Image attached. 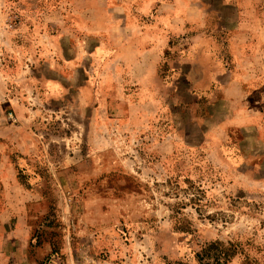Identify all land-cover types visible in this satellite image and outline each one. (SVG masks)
Wrapping results in <instances>:
<instances>
[{
	"label": "rangeland",
	"instance_id": "374dc122",
	"mask_svg": "<svg viewBox=\"0 0 264 264\" xmlns=\"http://www.w3.org/2000/svg\"><path fill=\"white\" fill-rule=\"evenodd\" d=\"M233 45L252 126L189 81ZM211 242L264 264V0H0V264H204Z\"/></svg>",
	"mask_w": 264,
	"mask_h": 264
},
{
	"label": "crops",
	"instance_id": "0c3cea01",
	"mask_svg": "<svg viewBox=\"0 0 264 264\" xmlns=\"http://www.w3.org/2000/svg\"><path fill=\"white\" fill-rule=\"evenodd\" d=\"M233 50L226 53L224 64L219 59H211V63L205 67L200 73L193 71L189 74V81L198 86H207L215 88L211 90L210 97H218V92L221 91L220 97L226 103L233 105L234 114L239 115L240 119H244L243 125L252 126L256 120V116L252 115L253 108L251 103H247L248 98L252 97V93L259 85L261 77L260 69L257 68L252 59L247 61L251 53L245 48L238 49L241 46L233 45ZM255 65V66H254ZM154 75L155 68L152 69ZM219 88V89H217ZM217 94V95H216ZM237 109V111H236ZM251 112V113H250ZM254 114V113H253ZM244 127V126H243Z\"/></svg>",
	"mask_w": 264,
	"mask_h": 264
},
{
	"label": "trees",
	"instance_id": "16d2710c",
	"mask_svg": "<svg viewBox=\"0 0 264 264\" xmlns=\"http://www.w3.org/2000/svg\"><path fill=\"white\" fill-rule=\"evenodd\" d=\"M221 242H211L202 248L198 254L199 260L204 264H224L227 252L221 248Z\"/></svg>",
	"mask_w": 264,
	"mask_h": 264
}]
</instances>
